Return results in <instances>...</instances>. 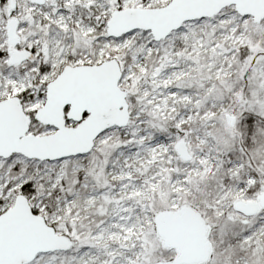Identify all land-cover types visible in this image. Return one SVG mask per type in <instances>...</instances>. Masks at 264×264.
Wrapping results in <instances>:
<instances>
[{
    "label": "snow or ice",
    "instance_id": "1",
    "mask_svg": "<svg viewBox=\"0 0 264 264\" xmlns=\"http://www.w3.org/2000/svg\"><path fill=\"white\" fill-rule=\"evenodd\" d=\"M0 264H264V0H0Z\"/></svg>",
    "mask_w": 264,
    "mask_h": 264
}]
</instances>
